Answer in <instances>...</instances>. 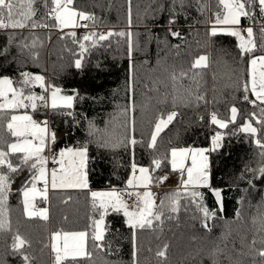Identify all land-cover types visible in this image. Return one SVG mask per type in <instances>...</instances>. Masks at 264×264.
I'll list each match as a JSON object with an SVG mask.
<instances>
[{
  "label": "trees",
  "instance_id": "obj_1",
  "mask_svg": "<svg viewBox=\"0 0 264 264\" xmlns=\"http://www.w3.org/2000/svg\"><path fill=\"white\" fill-rule=\"evenodd\" d=\"M52 7V0H34L35 14L27 27L0 29V78H11L19 88L22 72L42 74L48 85L75 97L72 108L52 109L38 101L35 111L18 112L47 119L49 137L55 134L50 146L55 154L87 147L89 189L50 191L47 200L36 201L48 204V219L29 217L23 192L39 165L33 169L31 160L22 162V153H11L17 170L2 168L8 177L3 207L11 228L0 231V264H53V232L87 233L90 255L59 264H264V147L256 144L259 139L264 145V124L257 123L264 119V105L249 103L255 98L244 91L245 82L250 86L249 56H241L237 38L210 34L215 13H223V6L217 0H73L72 8L94 20L79 21L87 27L62 31L48 18ZM17 10L26 12L27 0H19ZM253 11V18L242 17L240 30L253 28L258 47L252 55L257 56L264 17L258 8ZM33 22L48 27H31ZM73 31L75 42L66 35ZM103 31L113 35L94 46L91 39L83 40ZM120 32L125 35H115ZM80 43L86 49L82 59ZM201 56L207 57L206 66L193 67ZM76 59H81L80 68ZM25 92L40 95L44 90L36 86ZM232 107L238 109L235 122L230 121ZM173 111L177 115L151 146L156 124ZM14 113L0 114V148L5 151L16 139L6 127ZM212 113L228 126L212 124ZM249 121L258 129L255 136L241 130ZM218 132L222 139L212 150L211 138ZM189 147L209 148L211 183L199 189L202 201L182 197L177 211L166 209L160 221L136 229L135 240L123 214L110 211L104 240L92 239V220L99 213L92 208L90 191L126 189L133 163L136 171L147 168L157 182L173 173L171 150ZM154 160L161 161L159 168ZM213 190L220 191L222 210ZM199 203L215 215L205 220ZM17 234L28 241L18 251L12 248ZM165 245V256H158Z\"/></svg>",
  "mask_w": 264,
  "mask_h": 264
},
{
  "label": "snow or ice",
  "instance_id": "obj_2",
  "mask_svg": "<svg viewBox=\"0 0 264 264\" xmlns=\"http://www.w3.org/2000/svg\"><path fill=\"white\" fill-rule=\"evenodd\" d=\"M34 0H27L28 10L19 11L17 10L19 7V0L14 3V0H0V29L3 28H24L27 27L28 24L26 21L31 19V17L35 14V10L32 8ZM43 2V0H42ZM181 4H183L184 0H180ZM218 5L223 6V13L217 12L215 13V20L213 27L210 30V34L212 36H216L218 33L226 34L232 37H236L239 41L238 49L240 50L241 56L248 55L249 63L251 65V79L250 86L249 82H245L244 91L248 93L249 91L254 95L255 99L249 101L252 105H256L257 101L260 102L261 105H264V25L259 29L260 33V55L253 56L252 54L257 50V43L254 38V31L251 26L247 27L243 30V32L236 26L240 25L241 18H253L255 12L253 11L255 8L259 9V12L262 17H264V0H217ZM53 7L49 12L50 16H54V19L57 21L55 25L52 27L58 28L59 30H63L68 27H87V24H80L79 21H88L94 20V17L88 13L83 11H77L72 8L73 0H52ZM15 10V11H14ZM200 11H203V6ZM20 17V18H14ZM7 19L8 23L5 22ZM131 20L129 19V23ZM169 23H175V20H169ZM217 25L225 26V27H216ZM31 27H48L47 24H38L33 22ZM243 33H246V37ZM66 35H70L74 42L76 38V33L70 32ZM113 35L112 32L108 33H96L92 32L83 37L84 41L92 40L93 46L98 41H104L109 39ZM115 35L123 37L125 33H115ZM131 34H129L130 36ZM171 35L175 37H179V32H172ZM96 37L97 39H92ZM63 38V37H62ZM79 47L81 49V59L82 54L86 50L84 43H80ZM129 55H131V43H129ZM81 59L75 60V67H81ZM207 57L201 56L197 60H195L193 67H201L206 66ZM259 67V71H257ZM22 79L19 81L20 87L17 88L14 86V81L9 77L0 78V114H3L5 111L11 110L13 112H18L21 109L27 110L31 109L35 111L37 109V102H41V104L45 107L50 106L52 109H56L58 107H73V101L75 99L74 96H62L60 95V89L55 88L50 85H46L45 76L42 74H33L30 72H22ZM175 79V77H173ZM40 87L45 91H50V104L49 100L45 99L44 95H37L33 92H28L26 94L25 89L29 87ZM245 100H248V96L245 95ZM198 99H203V97H198ZM230 121L235 122L238 109L236 107H232L230 109ZM261 113H264V107L261 108ZM70 114V113H69ZM176 112H171L167 115L166 120L162 117L159 123L156 124V133L152 136L151 146H155L156 135L162 130L163 126H166L167 123H170L175 116ZM253 117L255 113L251 114ZM211 123L215 125H219L222 128H226L228 123L217 118L216 113L211 114ZM257 123L264 124V119H257ZM7 130L11 133L13 137L16 138L15 142H12L7 145V148L10 151H5L0 148V231L10 230L11 225L8 221L5 212H4V201L5 194L8 188L7 175L3 174L2 168L6 165V167L14 172L17 170L16 167L13 166L12 162L9 159L11 153H22V162L27 164L30 160L32 161L30 167L33 169H37L38 167V175L33 177V185L30 190H26L24 192V205L27 215L32 217L33 215H38L42 219H48V210L47 208L40 209L39 212L34 213L31 204V198H34L37 192L40 193L41 196L46 200L47 193L49 188V180H48V170L46 168V164L48 162L47 157L43 156L42 153L44 148L48 142V129H47V121H36L32 118L31 115L27 114L25 111L24 114H13L10 116V119L6 125ZM242 131L252 134L255 136L257 134L258 129L253 126L252 122H247L241 129ZM52 141L55 140V134L53 133L51 136ZM222 139L221 134L218 132L213 137V148L215 150L218 147V141ZM33 141H37L38 143H34ZM132 144H135V139H131ZM107 143V142H105ZM256 144L258 146L264 147L261 144L259 139L256 140ZM87 147H83L80 149L73 150L71 148L61 151L59 153V160H55L54 162L60 165L59 175L57 174V170H51V188H79V189H88V179H87ZM208 149H194V148H180V149H172L171 150V164L174 169L180 168L184 170L185 161L187 159H191L192 166L187 168V180L186 184L191 185L193 187L200 185H207L209 180V163L208 157L205 155ZM68 155L72 159L69 162V165L65 164V156ZM199 160V162H198ZM156 168L160 167L161 161L154 160L153 161ZM137 166L135 163L132 164L133 170V178H130L127 181L128 186L134 185L135 173ZM139 172L141 174L140 179L136 181L137 184L143 185L145 189H147L148 185L151 183V177L148 175L147 168H139ZM261 173L264 174V169L261 170ZM166 179V177H164ZM42 180L43 188L37 189L35 186V181ZM215 196L217 197L218 202H220V191L213 190ZM127 195L129 197L135 196V201L133 204L129 205L127 200L123 197ZM191 196L201 197V193L198 191L191 192ZM90 197L92 202V208L94 212L99 213L98 219L92 220L93 227V235L92 239L95 242H102L104 240L106 225L105 218L111 212L122 213L126 218V224L128 227L133 229V239L135 240V230L143 229L145 227H151L153 221H160L163 216L164 202L161 201L160 205L157 206L154 200L153 193L150 191H133V192H125L123 195L120 191L116 189H112L111 191H90ZM171 210L173 212L177 211L175 207V201H172ZM197 207L200 208L205 220L209 217L214 216V213L209 212L208 208L203 206L202 203L197 204ZM220 207L222 210V202H220ZM154 209L156 211L154 212ZM207 228V223L204 225ZM87 236L86 232H55L53 233L52 239L54 241L63 240L62 248L57 244H53V250L56 252V260L59 262L64 259V257L68 255L81 256V255H90L85 252V237ZM28 241L22 238L20 235H16L13 237L12 248L14 250H19L23 248ZM96 247L100 250H103V244L97 243ZM167 249V245L164 246V249L157 253L158 256L164 257ZM61 251H63L64 255L61 256ZM261 256H264V251L260 252ZM25 261H28L29 258L27 255L23 256Z\"/></svg>",
  "mask_w": 264,
  "mask_h": 264
},
{
  "label": "rangeland",
  "instance_id": "obj_3",
  "mask_svg": "<svg viewBox=\"0 0 264 264\" xmlns=\"http://www.w3.org/2000/svg\"><path fill=\"white\" fill-rule=\"evenodd\" d=\"M64 29L70 30L69 28H64ZM50 91H51V89H49V91H45L44 90V92L40 94V95H44L46 100H49V104H50ZM60 95H62V96H72V95L64 94L61 91H60ZM73 104H74V101H73ZM37 105H38V103H37ZM49 107L50 106H48V108ZM24 113L25 112H17V113H14V114H24ZM27 114L31 115L28 112H27ZM45 120L47 121L46 118H44L42 121H45ZM37 121L40 122L41 120H37ZM168 124L169 123H167L166 126H163L162 127V130L160 132H162L168 126ZM160 132L156 136H158L160 134ZM155 133H156V129H155ZM15 141H16V139L13 142H15ZM33 142L36 143V141H33ZM49 144L52 145V142L50 141V137H49V133H48V142H47V144H46V146L44 148V151H43L42 155H44L47 152V148L49 147ZM189 148H194V149H208V151L205 152V155L208 157V163H209V168H208L209 180H208V184L207 185H200V186L193 187L191 185L186 184V180H187V171H186V169L192 166V161L189 158V159H187L185 161L184 170H181L180 168L174 169L172 167V164L170 163L171 172H173V173L172 174H164V175H161L160 178H159V181H157V182H155V180L153 179V176L151 175L150 171H148V175L151 177V183L148 185L147 189H145L143 187V185H140V184H137L136 183V181H138L140 179V176H141V175H138L137 174V171H136V173H135V179H134V185L135 186H129L126 190L129 191V192L139 191L141 193L144 192V191H146V190L147 191H150V192L153 193L154 200H155V203H156L157 206L160 205L161 201L164 202V205L165 206H164L163 211L166 210V209H170L171 210V207H172V203L171 202L172 201H175V207L178 210L179 200L182 197H186V196L187 197H192L191 196V192L196 191V190H199V189H203V188H209L210 183H211L209 148H202V147H189ZM170 161H171V155H170ZM198 162H199V160H198ZM164 177H166V179H164ZM160 184H161V186H160ZM168 190H174V191H168ZM123 191H125V190L123 189L121 192H123ZM135 199H136L135 196H132V199L127 200V202L129 203V205H131V204L134 203ZM33 206H34V208H35L36 211H33L32 209L31 210L34 213L39 212L40 209H44V208L39 207L36 204H33ZM155 211H156V209H154V212ZM34 216H38V215H34ZM155 221L156 220H154L153 223ZM53 233H55V232H53ZM53 233L50 236V247H51V255L53 256V264H59L60 262L64 261L65 259H77V258H81V257H84L85 256V255H81V256H75V257H73L72 255H68V256L64 257V259H62L59 262H57V260H56V255L57 254L53 250L52 245L55 243L59 247L62 248V246H63V240L54 241L52 239ZM61 233H63V232H61ZM86 241H87V239L85 237V252H86V244H87ZM60 254H61V256H63L64 255L63 251H61Z\"/></svg>",
  "mask_w": 264,
  "mask_h": 264
},
{
  "label": "crops",
  "instance_id": "obj_4",
  "mask_svg": "<svg viewBox=\"0 0 264 264\" xmlns=\"http://www.w3.org/2000/svg\"><path fill=\"white\" fill-rule=\"evenodd\" d=\"M241 23H242V18H241V22H240V25H238V26H236V27H238L239 29H241L242 27H241ZM213 27V24L211 25V28ZM216 27H225V26H221V25H217ZM247 27H249V26H246L245 27V29L247 28ZM70 30L72 29V27H68ZM74 29V28H73ZM244 35H245V37H246V33H243ZM247 38V37H246ZM260 69H259V67H258V69H257V71H259ZM250 73H251V65H250V63H249V77H250V79H251V76H250ZM45 82H46V85H48L47 84V81L45 80ZM38 87V86H37ZM252 94V93H251ZM253 95V94H252ZM253 97H254V95H253ZM255 98V97H254ZM37 121V120H36ZM47 129H48V125H47ZM50 141L53 143V141H52V139L50 138ZM36 143H38L37 141H36ZM51 145L49 144V147L47 148V152L43 155V156H45V157H47V160H48V162H47V164H46V168H47V170H48V180H49V188H48V193H47V199L49 198V194H50V191H54V190H64V191H72V190H87V189H79V188H57V189H53V188H51V170H53V169H56L57 170V174L59 175V170H60V165L58 164V163H56V162H54V158H55V160H59L60 159V157H59V153L58 154H55L53 151H51V147H50ZM73 150H76V149H73ZM72 158L70 157V156H68V155H66L65 156V164H66V166H68L69 165V162H70V160H71ZM57 164V165H56ZM137 174L138 175H141L140 174V172H139V170H137ZM36 175H38V170H37V172H36V174H35V176ZM33 183H34V181H33V179H32V183H31V186L29 187V188H27V189H25V191L26 190H30L31 188H32V185H33ZM35 186H36V188L37 189H42L43 188V181L42 180H37V181H35ZM133 186H135V185H133ZM160 186H161V184H160ZM128 188V187H127ZM126 188V189H127ZM89 189V188H88ZM112 189H102V190H94V191H111ZM116 190H118V189H116ZM24 191V192H25ZM118 191H122V190H118ZM168 191H174V190H168ZM24 192H23V198H24ZM121 194H122V192H121ZM164 195V194H163ZM25 199V198H24ZM39 199H42V200H45L44 198H43V196H41L40 195V193L39 192H37L36 194H35V196H34V198H31V204H32V206H33V204H36V205H38L39 207H41V208H47V210H48V204H46V205H40V204H37L36 203V201L37 200H39ZM46 199V200H47ZM131 199H132V196H131ZM32 210L33 211H36L35 210V208H34V206L32 207Z\"/></svg>",
  "mask_w": 264,
  "mask_h": 264
},
{
  "label": "built area",
  "instance_id": "obj_5",
  "mask_svg": "<svg viewBox=\"0 0 264 264\" xmlns=\"http://www.w3.org/2000/svg\"><path fill=\"white\" fill-rule=\"evenodd\" d=\"M49 18V20H53V16H49L48 17ZM105 34L107 33V31H103ZM213 141V138H211V142ZM57 165V164H56ZM125 191H123L122 192V195L127 191L126 189H124ZM127 192H129V191H127ZM125 200H130L131 199V197H129V196H127V195H124V197H123Z\"/></svg>",
  "mask_w": 264,
  "mask_h": 264
},
{
  "label": "water",
  "instance_id": "obj_6",
  "mask_svg": "<svg viewBox=\"0 0 264 264\" xmlns=\"http://www.w3.org/2000/svg\"><path fill=\"white\" fill-rule=\"evenodd\" d=\"M196 191H198V192H199V190H196Z\"/></svg>",
  "mask_w": 264,
  "mask_h": 264
},
{
  "label": "bare ground",
  "instance_id": "obj_7",
  "mask_svg": "<svg viewBox=\"0 0 264 264\" xmlns=\"http://www.w3.org/2000/svg\"><path fill=\"white\" fill-rule=\"evenodd\" d=\"M53 18H54V16H53Z\"/></svg>",
  "mask_w": 264,
  "mask_h": 264
}]
</instances>
